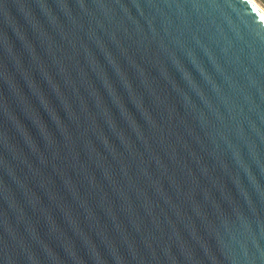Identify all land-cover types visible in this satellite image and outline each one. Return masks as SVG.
I'll return each instance as SVG.
<instances>
[{
	"label": "water",
	"instance_id": "95a60500",
	"mask_svg": "<svg viewBox=\"0 0 264 264\" xmlns=\"http://www.w3.org/2000/svg\"><path fill=\"white\" fill-rule=\"evenodd\" d=\"M0 264H264L252 0H0Z\"/></svg>",
	"mask_w": 264,
	"mask_h": 264
},
{
	"label": "bare ground",
	"instance_id": "6f19581e",
	"mask_svg": "<svg viewBox=\"0 0 264 264\" xmlns=\"http://www.w3.org/2000/svg\"><path fill=\"white\" fill-rule=\"evenodd\" d=\"M261 10H262V12L264 13V8L261 6V5H259V3L256 1V0H252Z\"/></svg>",
	"mask_w": 264,
	"mask_h": 264
},
{
	"label": "rangeland",
	"instance_id": "374dc122",
	"mask_svg": "<svg viewBox=\"0 0 264 264\" xmlns=\"http://www.w3.org/2000/svg\"><path fill=\"white\" fill-rule=\"evenodd\" d=\"M264 8V0H256Z\"/></svg>",
	"mask_w": 264,
	"mask_h": 264
}]
</instances>
